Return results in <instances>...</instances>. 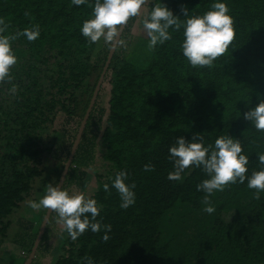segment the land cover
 I'll list each match as a JSON object with an SVG mask.
<instances>
[{
  "label": "trees",
  "instance_id": "trees-1",
  "mask_svg": "<svg viewBox=\"0 0 264 264\" xmlns=\"http://www.w3.org/2000/svg\"><path fill=\"white\" fill-rule=\"evenodd\" d=\"M215 2L228 5L236 36L211 68L192 67L184 57L183 27L169 29L172 39L158 45L143 68L116 49L104 81L110 85L108 107L100 103V91L62 187L69 193L82 187L97 168L90 198L103 205L96 219L111 230H88L75 241L65 231L55 264H86L85 257L94 264H264V192L257 200L247 179L231 184L210 197L215 211L209 214L201 203L205 193L196 188L209 178L202 167L187 169L182 181L167 178L174 171L169 148L179 137L192 142L197 134L205 146H214L219 136L240 140L249 158L247 175L264 168L258 161L264 132L244 119L264 100V0H150L146 7L163 4L185 20L182 6L189 16L203 15ZM89 4L0 0V18L8 24L4 35L40 29L35 41L23 35L12 41L18 62L12 81L0 84V253L9 217L31 196L46 161L49 182L57 186L77 135L70 127L79 129L105 66L110 47L103 40L89 43L81 33L92 17ZM136 21L129 20L121 39L133 34ZM61 115L64 125L56 129ZM145 164L155 170L145 172ZM122 170L126 183L136 184L135 204L126 210L112 187ZM46 211L36 228L26 223V257ZM57 218L53 212L38 251ZM37 260L36 254L32 264Z\"/></svg>",
  "mask_w": 264,
  "mask_h": 264
},
{
  "label": "clouds",
  "instance_id": "clouds-1",
  "mask_svg": "<svg viewBox=\"0 0 264 264\" xmlns=\"http://www.w3.org/2000/svg\"><path fill=\"white\" fill-rule=\"evenodd\" d=\"M150 0H94V5L89 0H72V4L81 6L89 4L92 7V17L86 19L81 27L82 35L89 43L104 44L110 48H127V42L121 39V30L130 19L137 18L142 25V31L148 38V49L155 50L158 45L172 39L169 29L179 31L184 29V40L181 45L183 55L192 67L214 66V61L223 56L235 40L236 32L234 19L229 14L225 2H215L210 10L203 15L188 14V9L182 6L186 19L179 16L163 4H156L150 10L146 7ZM25 15L29 13L25 12ZM8 24L0 18V84L11 82L13 77L11 69L17 64L18 59L12 49V41L23 35L29 42L39 38V26L24 29L13 35H4ZM13 96L18 93V86L13 84L9 90ZM244 119L251 121L257 131L264 132V100L250 111L244 113ZM192 142L179 137L176 143L169 148V159L174 161V171L168 174L172 181H182L187 169L202 167L208 175L197 184V191H203L205 196L201 203L205 205L203 211L211 214L215 211L210 197L217 191H224L231 184H243L247 179V187L254 189V198L259 200L260 193L264 192V168L248 173L249 158L242 154L243 148L240 140L230 136H219L215 139L214 146L203 143L201 134H197ZM258 161L264 165V154L258 155ZM152 164H145L144 171H154ZM128 173L124 170L115 175L112 182L119 193L122 209H128L135 204V182L128 184ZM104 190H109V185L104 184ZM33 210L41 208L57 214L56 223L66 231L75 241L86 231L99 233L101 229L106 232L111 230L110 224L97 221L103 205H98L93 198L87 197L82 192L70 194L68 190L49 183L46 194L39 201H28ZM102 239L106 242L109 236L105 234ZM86 264H94L91 257H85Z\"/></svg>",
  "mask_w": 264,
  "mask_h": 264
},
{
  "label": "rangeland",
  "instance_id": "rangeland-1",
  "mask_svg": "<svg viewBox=\"0 0 264 264\" xmlns=\"http://www.w3.org/2000/svg\"><path fill=\"white\" fill-rule=\"evenodd\" d=\"M133 34L126 38L127 48H123L126 58L132 62L135 66L143 68L145 67L152 55L147 47L148 38L146 34L142 31V25L138 22V19L132 29ZM99 46V43H98ZM110 95V85L108 81L104 83L101 90L100 103L108 107V100ZM63 115L59 116L55 123L56 129H61L64 125ZM72 132H78L77 125L73 124L70 127ZM102 150H99L98 157H100ZM48 163V165H47ZM44 174L34 181V187L32 194L27 198L21 205V208L13 213L9 220L11 221V226L9 228L8 237L4 241L1 253H0V264H26L27 257L22 251H24L29 242V230H27L26 223L32 222L33 228L37 227L40 222V218L44 213L45 209L41 208L39 210H33L29 207L28 201H39L46 194V188L50 177V162L46 161V165L43 166ZM104 171V168L101 169ZM97 168L91 170L82 187H73L70 194L82 192L87 197L93 193L96 187L95 173ZM47 236L45 241L39 249L37 256L38 260L36 264H55L56 257L60 251L61 245L65 239V231L61 230L60 225L56 227L48 228ZM31 232V231H30Z\"/></svg>",
  "mask_w": 264,
  "mask_h": 264
},
{
  "label": "water",
  "instance_id": "water-1",
  "mask_svg": "<svg viewBox=\"0 0 264 264\" xmlns=\"http://www.w3.org/2000/svg\"><path fill=\"white\" fill-rule=\"evenodd\" d=\"M126 26H127V25H125V26L122 28L120 38L122 37L123 32H124ZM116 49H117V48H116ZM116 49H114V48H110V51H109V54H108V57H107V60H106L105 66H104V68H103V71H102V73H101V75H100V78H99V80H98V82H97V85H96V87H95V90H94L93 96H92V98H91V101H90L89 107H88V109H87V112H86V114H85V116H84V118H83V120H82V122H81V124H80V126H79V129H78V132H77V135H76V138H75L74 144H73V146H72V149H71V152H70L69 158H68V160H67V162H66V164H65L64 170H63V172H62V174H61V177H60V179H59V182H58V184H57V187L62 188L63 185H64V182H65L66 176H67V174H68V172H69V169H70V167H71V165H72V162H73V159H74L75 154H76V152H77V149H78L79 144H80V142H81V139H82V136H83L84 130H85V128H86L87 122H88L89 117H90V114H91V112H92V110H93V107H94V105H95V103H96V100H97V98H98V95H99V93H100L102 87L104 86L105 77H106V74H107V72H108V70H109V67H110V64H111V62H112L113 56H114V54H115V52H116ZM52 213H53V212H50L49 210L46 211V214H45V216H44V218H43V221H42V224H41V226H40V229H39L38 235H37V237H36V240H35V242H34V245H33L32 249H31V252H30V254H29L28 258H27L26 264H32V263H33V261H34V259H35V257H36V254H37V251H38L39 245H40V243H41V241H42L43 235H44V233H45V231H46V229H47V224L49 223V220H50V218H51Z\"/></svg>",
  "mask_w": 264,
  "mask_h": 264
}]
</instances>
